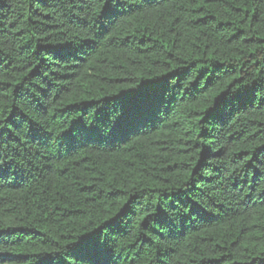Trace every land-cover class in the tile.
<instances>
[{
	"label": "trees",
	"instance_id": "trees-1",
	"mask_svg": "<svg viewBox=\"0 0 264 264\" xmlns=\"http://www.w3.org/2000/svg\"><path fill=\"white\" fill-rule=\"evenodd\" d=\"M0 264H264V0H0Z\"/></svg>",
	"mask_w": 264,
	"mask_h": 264
}]
</instances>
